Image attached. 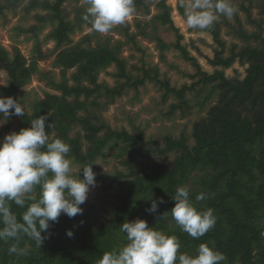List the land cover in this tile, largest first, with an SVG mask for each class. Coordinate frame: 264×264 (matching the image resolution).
<instances>
[{
	"label": "trees",
	"instance_id": "16d2710c",
	"mask_svg": "<svg viewBox=\"0 0 264 264\" xmlns=\"http://www.w3.org/2000/svg\"><path fill=\"white\" fill-rule=\"evenodd\" d=\"M67 1L0 0V20H7V12H15L24 3L23 12L26 16L35 12L33 18L36 21L29 28H17L19 33L30 35L27 40L32 38L35 41L30 59L18 46H14L11 52L0 43V70L7 74V85H0V97H12L22 103L20 92L35 76H39L53 91L32 103L31 114L24 110L23 116L7 117H20V125L15 132L30 127L33 119L48 115L46 131L49 140L62 139L70 145V159L81 167L93 165L94 168L111 143L120 142L132 148H144L149 144L143 131L133 135L125 129L114 130L97 115L121 97L127 88L138 90L148 81L156 82L164 91L163 101L170 97L179 100L178 104L171 105L170 115L177 110L191 108L189 93L198 100L200 111L211 105L213 100L215 104L209 106L206 116L194 123L190 135L182 132L178 137L168 136L163 145L154 149L161 156L175 155L170 166L156 163L140 172L128 158L125 164L129 173H117L111 177V184L119 183L121 191L117 204L111 209V220L100 222L85 202L81 205L82 215L69 218L61 214L57 222H50L47 232L42 233L48 238L41 247L23 237L19 247H26L27 255H9V245L0 242V264H96L104 252L118 249L126 243L125 234L119 231L120 225L136 219L146 221L149 227L167 235H175L180 241L181 253L194 255L196 248L206 243L224 254L226 259L221 264H264V21H254L258 31L249 35L240 30L238 34L240 38L254 41L257 45L239 51L233 48L228 57L223 55L225 43L219 27L213 25L207 29L222 49L215 51L213 59L208 58V63L215 69L210 74L183 45L185 36L175 25L173 8L167 0L157 4L159 13L149 24L137 21L138 33H130L127 24L111 29L123 33L126 43L102 37L95 31L75 42L73 37L77 32L82 31L84 25L90 27L82 19L87 6L78 8L71 19L64 8ZM134 2L144 6L143 0ZM144 7V16H150V9ZM262 7L264 12V3ZM177 8L185 20L184 0L178 1ZM158 23L174 31L175 43L168 44L156 35V30H147L151 25L155 28ZM47 28L51 30L41 41L40 34ZM139 36L156 42L162 59L166 58L164 52L178 50L181 57L195 68L196 73L191 75L194 82L181 88L173 87L168 79L160 78L157 67L154 71L146 68L145 57L142 69H139L142 75L132 76L128 72V62L121 54L126 44L142 51ZM49 41L55 43V50L58 51L54 66L60 69V80L51 73H44L39 67L40 61L45 59L42 45ZM236 62L248 65L243 79H230L226 75V70ZM113 65L118 70L114 75L117 86L99 83L100 73ZM102 97L107 99L104 104L100 101ZM2 118L0 114V120ZM48 123L52 124L51 129L47 127ZM76 126L84 132L83 137L71 136ZM191 180L200 185L198 189L188 187L194 206L199 210L212 208L216 217L214 228L199 239L183 232L170 213L175 206L171 197L176 188L186 186ZM38 192L37 189V198ZM200 193H204L206 198L196 201L195 197ZM151 197L164 201L158 202L156 213L146 211L151 207ZM11 210L19 219L26 209L13 203ZM166 212H169L168 216L160 221L159 217ZM68 231L73 233L72 237L67 235Z\"/></svg>",
	"mask_w": 264,
	"mask_h": 264
},
{
	"label": "rangeland",
	"instance_id": "374dc122",
	"mask_svg": "<svg viewBox=\"0 0 264 264\" xmlns=\"http://www.w3.org/2000/svg\"><path fill=\"white\" fill-rule=\"evenodd\" d=\"M29 1V0H27ZM53 1V0H50ZM161 0H143L144 6L150 9V16L145 17V7L137 5L134 2L135 12L131 18H129L125 25H129L130 33H138L136 27L137 21H142L144 24H149L151 19L159 13L157 4ZM179 0H167L168 5L173 8L172 17L176 27H178L181 33L185 36L183 45L188 47L191 55L199 60L203 70L212 74L214 68L208 63V58L213 59L215 57V51H221L222 49L214 41L213 35L206 30L191 29L187 27L185 20L181 17L177 5ZM190 0H184L185 7ZM233 6L237 9L234 17L228 19L222 15L218 16L214 25H217L220 30L221 39L225 43L223 51L224 57L230 56V51L236 48L237 51L247 46L257 45L254 41H246L238 36L239 31L248 33L249 35L258 31L257 25L254 21H264L263 3L264 0H231ZM24 3L21 4L17 10L7 12V20L2 18L0 20V43L6 47L9 51H13L14 46H18L23 55L28 59L31 58L34 48V39L29 34H22L17 31V28L24 27L29 28L36 23L33 18L35 12L30 16H26L23 12ZM85 0H68L64 4L66 12L70 14L71 19L76 15V11L80 7H86ZM249 15H251L249 17ZM5 22V23H4ZM120 25L114 26L119 27ZM151 25L147 30H156L162 40L168 44L176 42L177 38L172 29L169 27L161 26L159 23ZM51 29L47 28L40 34V39L43 41ZM89 27L84 25L82 31L77 32L73 37L75 42L81 40L85 35L90 34ZM102 37H109L113 41H122L126 43L127 39L123 33H119L117 30H110L106 34H101ZM94 42V41H93ZM141 50H137L132 44H126L123 47L121 56L128 62V72L134 76H141L142 72V60L145 57L147 63L146 68L154 71L157 67L160 70V78L168 79L173 87L181 88L183 85H191L194 80L191 79V75L196 73L195 68L190 62L185 61L178 50L171 49L164 52L166 58L162 59L161 51L157 46V43L150 38L143 36L138 37ZM45 59L40 61L39 67L44 73H51L57 80L61 79L60 69L55 68L54 63L58 51L55 50V43L49 41L47 44L42 45ZM248 65H241L236 62L232 68L226 70V75L230 79H243L246 76V70ZM115 65L111 66L99 75V83H104L110 87L117 86V79L114 76L117 73ZM72 72L69 73L71 75ZM123 81V80H122ZM0 85H7V74L0 70ZM47 92H53L46 84L41 81L39 76H35L31 83L27 85L20 92V98L24 110L29 114L32 113V103L36 99H42ZM164 91L156 82L148 81L144 86H141L138 90L134 88H127L125 93L118 97L113 104L107 105L98 112L97 115L100 120L107 123L114 130H127L130 134L138 135L139 131H143L145 140L149 143L144 148L138 146L136 148L126 147L123 143H111L105 150V156L99 158L93 168L96 174V183L94 187H90L88 198L86 200L87 207L92 209L96 214L100 222L111 220V209L117 204V199L121 195L120 184H111V177L117 173L127 174L129 168L125 164L128 158L132 159L133 167L142 172L149 167L154 166L156 163H162L170 166L174 161V154H167L161 156L156 153L154 149L159 145L165 143V139L168 136L178 137L182 132L187 134L192 133L193 125L201 117L206 116L209 106L215 104V100L211 102V105L206 107L203 111H200L198 106V100L192 93L188 94V98L191 99L190 109L177 110L175 114L170 115L172 104H178L179 100L175 97H170L167 101H163L162 95ZM100 101L104 104L107 99L102 97ZM84 113H81V115ZM3 115V114H2ZM20 125V117H13L7 119L4 117L0 120V141L3 138L15 132ZM6 129V130H5ZM72 137L84 136V132L80 127L76 126L71 133ZM84 146L86 142L83 140ZM151 150H148V149ZM85 149V148H84ZM72 161V174L76 175L82 168L79 164ZM199 173V172H198ZM81 179H83L82 170L78 173ZM190 189L200 188L199 184H196L191 180L187 185Z\"/></svg>",
	"mask_w": 264,
	"mask_h": 264
},
{
	"label": "clouds",
	"instance_id": "9594fccd",
	"mask_svg": "<svg viewBox=\"0 0 264 264\" xmlns=\"http://www.w3.org/2000/svg\"><path fill=\"white\" fill-rule=\"evenodd\" d=\"M86 13L82 19L89 31L108 33L114 26L123 25L135 12L134 0H85ZM237 12L231 0H190L184 10L185 23L191 29L207 30L218 16L232 19ZM14 110V111H10ZM0 114L4 117L25 115L24 107L12 97H0ZM48 115L31 121V126L12 132L0 141V242L8 244L9 255H27L28 249L19 247L23 237L41 247L47 236L50 222H57L61 214L74 218L82 215L83 205L90 187L96 183L93 165H85L83 179L72 174V161L68 157L70 145L62 139L49 140L46 131ZM47 127L52 128L48 123ZM38 192V198L35 195ZM175 206L171 218L180 229L194 239L208 233L216 224L212 208L199 210L190 199L187 186H178L171 197ZM205 194L196 195L203 201ZM149 213L158 211L159 201L149 199ZM26 210L18 219L11 204ZM162 214L159 220L168 216ZM119 231L126 236V243L118 249L106 251L96 264H221L223 253L200 244L195 254L179 251L181 245L175 235L149 227L141 219L125 221ZM72 237L71 231L67 232ZM15 241V243H9Z\"/></svg>",
	"mask_w": 264,
	"mask_h": 264
}]
</instances>
